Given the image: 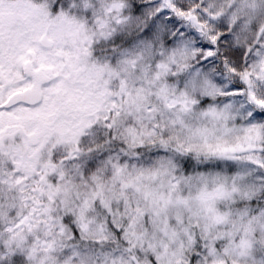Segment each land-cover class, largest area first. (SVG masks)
<instances>
[{"label": "snow or ice", "instance_id": "snow-or-ice-1", "mask_svg": "<svg viewBox=\"0 0 264 264\" xmlns=\"http://www.w3.org/2000/svg\"><path fill=\"white\" fill-rule=\"evenodd\" d=\"M0 264H264V0H0Z\"/></svg>", "mask_w": 264, "mask_h": 264}]
</instances>
